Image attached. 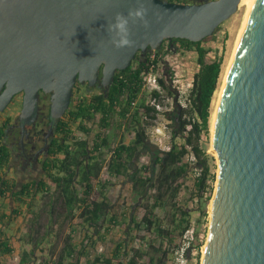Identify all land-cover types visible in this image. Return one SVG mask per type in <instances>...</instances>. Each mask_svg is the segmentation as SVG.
I'll use <instances>...</instances> for the list:
<instances>
[{
	"label": "trees",
	"instance_id": "1",
	"mask_svg": "<svg viewBox=\"0 0 264 264\" xmlns=\"http://www.w3.org/2000/svg\"><path fill=\"white\" fill-rule=\"evenodd\" d=\"M205 39L191 42L173 38L169 45L172 48L178 43L183 50L196 53L198 67L185 107L176 97L168 111L146 103L147 95L141 87L143 72L150 64L147 55L118 70L106 92H86L76 85L72 104L56 125L58 139L47 163V176L37 185L27 183L15 191L14 179L5 173L9 153L2 145L0 129V196H9L13 201L10 211L0 204V231L17 218L27 224L21 240L29 249L21 251L16 264H79L82 256L86 264H165L191 227L193 209H188L187 201L196 199L198 224L207 217L206 202L212 195L209 180L215 179L209 160L214 159L201 147L199 139L209 135L211 101L218 88L222 59H208L209 50L202 46ZM155 63H159L158 55ZM172 75L164 67L158 79L170 96L168 82ZM152 96L162 101L157 91ZM160 115L164 116L169 137L165 149L148 144V128ZM113 121L115 131L134 133L129 142L111 143L107 130ZM104 150L109 151L108 159L104 158ZM143 154L148 160L138 165L137 157ZM104 167L109 176L129 182L132 201L127 205L124 200L120 212L107 195L109 183L100 182ZM195 170L199 175L191 183ZM43 212L49 219L46 225L40 223ZM66 226L69 231L63 246L51 260L54 247L48 239ZM81 229L86 232L83 236ZM113 231L124 237L114 243L111 253L90 257L87 248L98 241L106 242V234L114 236ZM13 250L10 238L0 239L1 255L11 258Z\"/></svg>",
	"mask_w": 264,
	"mask_h": 264
},
{
	"label": "water",
	"instance_id": "2",
	"mask_svg": "<svg viewBox=\"0 0 264 264\" xmlns=\"http://www.w3.org/2000/svg\"><path fill=\"white\" fill-rule=\"evenodd\" d=\"M142 3L148 26L129 20L132 47L115 48L108 25ZM0 0V111L23 91L22 114L38 91L50 114L69 107L75 82L108 88L137 52L164 39L214 34L240 0ZM217 175L201 264H264V0H254L226 74L211 134Z\"/></svg>",
	"mask_w": 264,
	"mask_h": 264
},
{
	"label": "rangeland",
	"instance_id": "3",
	"mask_svg": "<svg viewBox=\"0 0 264 264\" xmlns=\"http://www.w3.org/2000/svg\"><path fill=\"white\" fill-rule=\"evenodd\" d=\"M243 18V10H239V6L237 11L226 21L220 24V26L215 30L214 34L208 38L205 39L202 43V46H204L206 49L209 50L208 52V59H214L215 57H221L222 59V72H224V69L226 67V64L230 58L232 48L234 46V42L237 36V33L239 31V28L241 26ZM162 67L164 66L165 69H169L173 72L172 79L168 82V86L171 89L172 96H170L166 91L163 90L160 109L159 111H168L173 108L174 105V98L176 97L178 101L180 102V105L182 107H185L187 104L186 97L187 93L191 87L193 75L197 71V62H196V53L194 51H188L183 50L181 46L177 44L173 45L170 52L162 55ZM160 64V67H161ZM219 79V84L221 82V75ZM218 84V86H219ZM99 92L98 89L94 90L92 93ZM214 96V94H213ZM213 100V98H212ZM211 111H212V101H211ZM114 121L111 125V127L107 130V134L110 136V141L112 144H115L121 140L124 142H129L132 139V135L126 130V129H120L119 131L114 130ZM165 124L166 121L164 119V116L160 115L155 122L154 125L150 126L148 128L149 133V145H154L156 147L160 148H166L169 143V137L165 130ZM199 144L201 147H203L208 155L213 156L214 160H209V166L212 173L215 175V179L209 183H211L212 187V193L215 185L216 175H217V164L215 156L210 151V145H211V132H210V126H209V135L206 137L205 135H201L199 139ZM109 157V151L104 150V158L108 159ZM148 158L146 155H139L137 157V163L140 165L141 163L147 161ZM199 171L195 170L192 173L191 177V183L196 179V177L199 175ZM100 182H108L107 185V195L108 197L114 202L115 204V210L117 212L121 211L120 205L123 203L124 200H126L127 205L132 201L131 195H130V188H129V182L126 180H123L122 178H117L114 176H109L107 174V171L105 168L102 169L101 176H100ZM191 194V191H188V196ZM191 196V195H190ZM212 196V195H211ZM209 201L206 202V213L207 217L200 222V224L197 223V218L199 216L197 211H194L196 208V199L192 202L187 201L188 209L191 210V227L189 230L185 232L183 237L181 238V245L177 247L172 253L168 255V260L165 262V264H200L202 259V247L204 246L206 242V236H207V227L209 223ZM8 205V203H6ZM42 203L40 202V207ZM141 215L138 214V216ZM48 215L43 212L41 214L40 223L46 225L48 223ZM22 222V220H21ZM16 223H20V218L16 221ZM22 223H26L22 222ZM22 225V224H21ZM20 225V226H21ZM69 228L66 226L61 230L60 232H57L53 234L52 241L49 245L53 246V255L51 260H54V258L57 257V255L60 252L61 247L63 246V239L68 233ZM196 231V235H194V232ZM85 230L81 229L80 235L83 236L85 234ZM105 235V234H103ZM113 235L115 236V239L113 238L111 234H106L105 241H98L94 244L92 248H87L89 250V254H91L90 257H94L98 254L103 255H109L111 253V248L114 246V243L116 241H121L123 239V235L120 232L113 231ZM54 239V240H53ZM135 244V243H131ZM46 244H44L45 246ZM99 249H102L99 251ZM179 252H183L182 259L179 257ZM37 255L41 258V254L36 252ZM19 256V255H18ZM50 258V257H49ZM19 260V257H18ZM18 260L11 259L10 264H16ZM49 260V259H48ZM46 262L45 264H47ZM79 264H86V257L82 256L80 259Z\"/></svg>",
	"mask_w": 264,
	"mask_h": 264
},
{
	"label": "flooded vegetation",
	"instance_id": "4",
	"mask_svg": "<svg viewBox=\"0 0 264 264\" xmlns=\"http://www.w3.org/2000/svg\"><path fill=\"white\" fill-rule=\"evenodd\" d=\"M205 0H175L173 2L192 3ZM172 39H164L161 46L170 45ZM171 46V45H170ZM150 50L145 53L137 52L133 61L143 59ZM81 90L93 92H106L101 82V73L98 81L88 86L87 83L75 82ZM74 87L71 101L74 99ZM24 92H18L12 96L9 103L0 111V129H3L2 145L7 148L9 160L5 170L6 176L15 181V191L20 190L24 184L34 183L37 185L47 175V163L51 159V151L56 148L54 144L58 139L57 123L59 119H54L50 114L51 93L38 91L37 102L31 112L22 114Z\"/></svg>",
	"mask_w": 264,
	"mask_h": 264
},
{
	"label": "built area",
	"instance_id": "5",
	"mask_svg": "<svg viewBox=\"0 0 264 264\" xmlns=\"http://www.w3.org/2000/svg\"><path fill=\"white\" fill-rule=\"evenodd\" d=\"M170 48L171 47H169V45L165 44L159 50L149 51V53L147 54V58L150 61L149 68H148V70L143 72V84L141 87V91H142V93L147 95L146 103L149 104L150 106H155V108L157 110L160 109V104H159L157 98L152 96V92L157 91L162 97L163 89L161 88L158 79H159V77H161L163 75L164 66L162 67V64H161L162 60H163L162 55L170 52V50H171ZM157 55L159 56V63H155ZM160 64H161V67H160ZM179 104H180V102H179ZM134 105H135V102H132V106H134ZM130 134L133 135L134 133L131 132ZM101 250L102 249H99V251H101ZM178 255L182 259L183 252H179ZM15 260H18L17 256L15 257Z\"/></svg>",
	"mask_w": 264,
	"mask_h": 264
},
{
	"label": "clouds",
	"instance_id": "6",
	"mask_svg": "<svg viewBox=\"0 0 264 264\" xmlns=\"http://www.w3.org/2000/svg\"><path fill=\"white\" fill-rule=\"evenodd\" d=\"M146 15L147 10L143 7L142 3H139V6L134 9H130L127 16L117 13L107 29L111 34L112 46L117 49L132 47L134 42L130 39L129 20L133 23L139 21L140 25L147 27Z\"/></svg>",
	"mask_w": 264,
	"mask_h": 264
},
{
	"label": "crops",
	"instance_id": "7",
	"mask_svg": "<svg viewBox=\"0 0 264 264\" xmlns=\"http://www.w3.org/2000/svg\"><path fill=\"white\" fill-rule=\"evenodd\" d=\"M6 203H8V205H6ZM0 204H4L6 211H10L13 205V201L11 198H9V196H6V198H2L0 196ZM18 219L19 218H17L13 222H8L5 226H3V232L0 231V239L10 238V245L14 247L13 255H12L13 257L11 258H8V256L5 255H1L0 253V264H10L9 261H11V259L15 260L16 256L19 257L18 255H20L21 251L29 249V246L26 245L23 242V240H21L23 234L26 232L27 224L22 223L21 219H20V223L22 225L16 223ZM49 239L48 241L51 242L52 238Z\"/></svg>",
	"mask_w": 264,
	"mask_h": 264
},
{
	"label": "bare ground",
	"instance_id": "8",
	"mask_svg": "<svg viewBox=\"0 0 264 264\" xmlns=\"http://www.w3.org/2000/svg\"><path fill=\"white\" fill-rule=\"evenodd\" d=\"M253 4H254V0H240V3L238 5L239 6V10H243V18H242L241 26H240L239 31L237 33L235 42H234V46L232 48V52H231L230 58H229V60H228V62L226 64L224 72L221 74L222 75L221 76L222 80H221L218 88L214 92V96H213V100H212V111H211V116H210V132H211V134H212L213 127H214V120H215V117H216V111H217V108H218V105H219L220 97H221L222 91L224 89L225 77H226V74L228 73V71L230 69L231 60H232L233 54L235 53V51H236V49H237V47L239 45V41H240V38H241L242 32H243V25H244L245 21L250 16ZM210 151L216 157V152L214 151V149L212 148L211 145H210ZM210 211H211V201H210V204H209V213H210ZM204 248H205V244L202 247V257H203V253H204Z\"/></svg>",
	"mask_w": 264,
	"mask_h": 264
}]
</instances>
